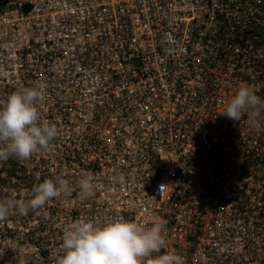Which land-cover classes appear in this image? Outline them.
<instances>
[{
    "label": "built area",
    "instance_id": "2783aa9c",
    "mask_svg": "<svg viewBox=\"0 0 264 264\" xmlns=\"http://www.w3.org/2000/svg\"><path fill=\"white\" fill-rule=\"evenodd\" d=\"M41 82L59 135L23 162L71 189L44 264L78 221L119 217L166 220L184 264H264V130L221 115L241 86L264 98V0H0V103Z\"/></svg>",
    "mask_w": 264,
    "mask_h": 264
},
{
    "label": "clouds",
    "instance_id": "9594fccd",
    "mask_svg": "<svg viewBox=\"0 0 264 264\" xmlns=\"http://www.w3.org/2000/svg\"><path fill=\"white\" fill-rule=\"evenodd\" d=\"M46 84L37 83L10 94L0 103V162L10 158L21 161L47 150L59 135L58 127L41 118L40 106L45 100ZM248 114L249 126L256 132L264 130V98L249 86H241L221 114L239 123ZM123 182L124 177L117 178ZM164 186H161V190ZM97 184L92 174L79 181L84 197H92ZM71 191L64 180L45 179L34 186L31 198L0 200V222L12 214L27 215L44 208L52 199ZM167 221L157 217L150 227H144L123 217L102 225L91 220H81L62 237L63 255L58 264H184V258L166 249ZM158 254V255H156Z\"/></svg>",
    "mask_w": 264,
    "mask_h": 264
},
{
    "label": "rangeland",
    "instance_id": "374dc122",
    "mask_svg": "<svg viewBox=\"0 0 264 264\" xmlns=\"http://www.w3.org/2000/svg\"><path fill=\"white\" fill-rule=\"evenodd\" d=\"M28 166L29 169L35 167L33 164ZM39 183L41 182L32 177L10 181L5 173L0 182V200L7 198L27 200L31 198L29 193L32 188ZM54 224H57V218L52 216L48 204L43 209L29 211L24 216L14 213L6 221L0 222V264H44V261L36 257L37 248L43 251L49 237L47 233H53Z\"/></svg>",
    "mask_w": 264,
    "mask_h": 264
},
{
    "label": "trees",
    "instance_id": "16d2710c",
    "mask_svg": "<svg viewBox=\"0 0 264 264\" xmlns=\"http://www.w3.org/2000/svg\"><path fill=\"white\" fill-rule=\"evenodd\" d=\"M28 171L29 166L23 161L10 158L7 161L0 162V182L2 175L5 173L10 181L31 179V176L28 175Z\"/></svg>",
    "mask_w": 264,
    "mask_h": 264
}]
</instances>
